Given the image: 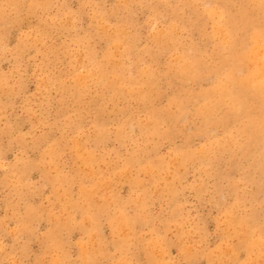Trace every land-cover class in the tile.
Returning <instances> with one entry per match:
<instances>
[{"label": "rangeland", "instance_id": "obj_1", "mask_svg": "<svg viewBox=\"0 0 264 264\" xmlns=\"http://www.w3.org/2000/svg\"><path fill=\"white\" fill-rule=\"evenodd\" d=\"M159 1L0 0V264H264V0Z\"/></svg>", "mask_w": 264, "mask_h": 264}, {"label": "bare ground", "instance_id": "obj_2", "mask_svg": "<svg viewBox=\"0 0 264 264\" xmlns=\"http://www.w3.org/2000/svg\"><path fill=\"white\" fill-rule=\"evenodd\" d=\"M10 1H11V0H10ZM39 1H40V0H39ZM140 1H141V0H140ZM157 1H158V0H157ZM160 1H162V0H160ZM160 1H159V2H160ZM164 1L167 2L166 0H164ZM171 1H172V0H171ZM182 1H183V0H182ZM184 1H185V0H184ZM213 1H214V0H213ZM216 1H217V0H216ZM216 1H215V2H216ZM229 1H230V0H229ZM238 1L240 2V0H238ZM36 2H37V1H36ZM172 2H173V1H172ZM217 2H220V0H218ZM226 2H227V0H226ZM239 2H238V3H239ZM258 2H259V0H258ZM48 3H49V2H48ZM157 3H158V2H157ZM160 3L162 4L163 2H160ZM169 3H170V1H169ZM169 3H168V4H169ZM195 3H196V2H195ZM227 3H228V2H227ZM235 3H236V2H235ZM261 3L264 4V1L261 2ZM46 4H47V3H46ZM140 4H141V3H140ZM164 4H165V3H164ZM166 4H167V3H166ZM166 4H165L164 6H166ZM180 4H181V3H180ZM191 4H192V3H191ZM217 4H218V3H217ZM229 4H230V3H229ZM240 4H242V0H241ZM258 4H260V2H259ZM44 5H45V4H44ZM47 5H48V4H47ZM142 5H143V4H142ZM188 5H189V3H188ZM195 5H196V4H195ZM230 5H231V4H230ZM261 5H262V4H260V6H261ZM157 6H158V5H157ZM181 6H182V5H181ZM198 6H199V5H197L196 7H198ZM207 6L209 7V5H207ZM210 6H211V5H210ZM212 6H213V5H212ZM220 6H221V5H220ZM260 6H259V7H260ZM168 7H169V6H168ZM171 7H173V6H171ZM171 7H170V8H171ZM177 7H179V6H177ZM177 7H176V8H177ZM189 7H190V6H189ZM201 7H202V6H201ZM201 7H200V8H201ZM205 7H206V6H205ZM214 7H215V6H214ZM223 7H224V6H223ZM223 7H222V8H223ZM227 7H228V6H227ZM232 7H233V6H232ZM235 7H236V6H235ZM237 7H238V6H237ZM239 7H240V5H239ZM250 7H256V6H250ZM263 7H264V5H263ZM263 7H262V8H263ZM6 8H7V7H6ZM158 8H159V7H158ZM185 8H186V7L184 6V9H185ZM190 8H191V7H190ZM193 8H194V7H193ZM241 8H242V7H241ZM241 8H240V9H241ZM171 9H172V8H171ZM188 9H189V8H188ZM230 9H231V7H230ZM232 9H234V8H232ZM245 9H246V7H245ZM252 9H253V8H252ZM257 9H258V8H257ZM18 10H19V9H18ZM36 10H37V9H36ZM119 10H120V9H119ZM174 10H176V9H174ZM182 10H183V9H182ZM182 10L180 9V13H181ZM194 10H195V9H194ZM206 10H207V8H206ZM209 10H210V9H209ZM235 10H236V8H235ZM254 10H256V9H254ZM260 10H261V7H260ZM172 11H173V10H172ZM189 11H190V9H189ZM198 11H199V10H198ZM201 11H202V10H201ZM203 11H204V7H203ZM211 11H212V10H211ZM222 11H223V9H222ZM240 11H242V10H240ZM243 11H245V13H246L247 11H248V12H251V11H249V10H247V11H246V10H243ZM256 11H257V10H256ZM263 11H264V10H263ZM195 12H196V11H195ZM212 12H213V11H212ZM214 12H215V11H214ZM214 12H213V13H214ZM217 12H218V11H217ZM217 12H216V14H217ZM252 12H253V11H252ZM258 12H259V11H258ZM197 13H198V12H197ZM213 13H212V14H213ZM221 13H222V12H221ZM234 13H235V12H234ZM237 13H238V12H237ZM254 13H255V12H254ZM254 13H253V14H254ZM172 14H173V13H172ZM172 14H171V15H172ZM185 14H186V12H185ZM185 14H184V15H185ZM204 14H205V13H203V15H204ZM224 14H225V13L220 14V16L222 15L223 17H226V16H224ZM241 14H243V16H245L244 13H241ZM253 14H252V13L250 14L251 17H252ZM256 14H257V13H256ZM262 14H264V12L261 13V16H260V14H259L258 16H259V17H262ZM36 15H37V14H36ZM173 15H174V14H173ZM173 15H172V17H173ZM176 15H177V14H176ZM196 15H197V14H196ZM196 15H195V17H196ZM205 15H206V14H205ZM214 15H215V13H214ZM217 15H218V14H217ZM231 15H232V14H231ZM38 16H39V15H38ZM179 16H180V15H179ZM179 16H178V17H179ZM198 16H199V15H198ZM200 16H201V15H200ZM200 16H199V17H200ZM208 16H209V15H208ZM239 16H240V14H239ZM239 16H238V17H239ZM254 16H256V15L254 14ZM254 16H253V17H254ZM175 17H177V16H175ZM192 17H193V16H192ZM204 17H205V16H204ZM215 17H216V16H215ZM235 17H236V16H235ZM241 17H242V15H241ZM0 18H1V17H0ZM96 18H97V17H96ZM187 18H188V17H187ZM210 18H211V17H210ZM219 18H222V17H218V18H217V19H218V22L221 20V19H219ZM236 18H237V17H236ZM236 18H234L233 20H235ZM202 19H203V18H202ZM259 19H260V18H259ZM102 20H103V19H102ZM105 20H106V19H105ZM176 20H177V18H176ZM179 20H180V19H179ZM195 20H196V19H195ZM212 20H213V19H212ZM231 20H232V19H231ZM231 20H230V21H231ZM245 20H246V19H245ZM245 20H244V21H245ZM257 20H258V19H257ZM180 21H181V20H180ZM182 21H184V20H182ZM186 21H187V19L185 20V22H186ZM249 21H250V20H249ZM258 21H259V20H258ZM263 21H264V20H263ZM177 22H178V21H177ZM214 22H216V20H214ZM218 22H217V23H218ZM233 22H234V21H233ZM255 22H256V21H255ZM170 23H171V22H170ZM172 23H174V22H172ZM175 23H176V22H175ZM181 23H182V22H181ZM186 23H187V22H186ZM211 23H212V22H211ZM217 23H215V24H217ZM241 23H243V20L241 21ZM249 23H250V22H249ZM249 23H247V24L249 25ZM259 23H261V21H260ZM182 24H183V23H182ZM221 24H222V23H221ZM231 24H233V23L231 22ZM236 24H237V23H236ZM243 24H244V23H243ZM252 24H253V23H252ZM256 24H257V22H256ZM256 24H255V26H256ZM175 25H176V24H175ZM177 25H179V22H178ZM210 25H212V24H210ZM218 25H219V26H218ZM218 25H217V26H218V28H219V27H220V24H218ZM239 25H240V24H239ZM244 25H245V24H244ZM244 25H242V26H244ZM248 25H246V26H248ZM170 26H172V25H170ZM173 26H174V24H173ZM214 26H215V25H213L212 27H214ZM217 26H215V27H217ZM233 26H234V25H233ZM240 26H241V25H240ZM240 26H238V27H240ZM119 27H120V26H119ZM179 27H181V26H179ZM179 27H178V28L176 27V29H174V30L181 29V28H179ZM188 27H189V26H188ZM196 27H197V25H196ZM212 27H211V28H212ZM215 27H214V28H215ZM221 27H222V26H221ZM244 27H245V26H244ZM257 27H258V26H257ZM257 27H255V30H256ZM263 27H264V26H263ZM127 28H128V27H127ZM168 28H169V26H168ZM170 28H171V27H170ZM197 28H198V27H197ZM218 28H217V30H218ZM222 28H223V27H222ZM222 28H219L218 31H219V32H222L223 34L226 33V32H225L226 29H225V30H222ZM240 28H242V27H240ZM118 29H119V28H118ZM120 29H121V28H120ZM120 29H119V30H120ZM183 29H184V28H183ZM186 29H187V28H186ZM215 29H216V28H215ZM245 29H246V28H245ZM247 29H250L249 26H248ZM119 30H118V31H119ZM121 30H124V29H121ZM171 30H172V28H171ZM217 30H213V31L215 32V31H217ZM220 30H222V31H220ZM251 30H253V29H251ZM116 31H117V30H116ZM124 31L126 32V30H124ZM124 31H123V33H125ZM165 31L167 32V30H164V32H165ZM168 31H169V30H168ZM194 31H196V30H194ZM199 31H200V30H199ZM223 31H224V32H223ZM237 31H238V30H237ZM239 31H240V30H239ZM246 31H247V30H246ZM257 31H258V30H257ZM112 32H113V31H112ZM120 32H122V31H120ZM159 32H160V31H159ZM164 32H163V35H161V37H164V40H165L166 43H167V40L165 39V36H166V35L164 36V34H165ZM174 32H175V31H174ZM174 32L172 31V33H174ZM180 32H181V30H179V33H180ZM235 32H236V31H235ZM244 32H245V31H244V29H243L242 33H244ZM248 32H249V31H248ZM248 32H247V33H248ZM128 33H129V32H128ZM167 33L169 34V32H167ZM181 33H182V32H181ZM194 33H196V32H194ZM215 33H216V32H215ZM217 33H218V32H217ZM247 33H246V35H247ZM252 33H253V31H252ZM257 33H258V32H257ZM262 33H263V32H262ZM262 33H261V34H262ZM116 34H117V33H116ZM116 34H115V35H116ZM157 34H158L157 36H159L161 33L159 34V33L157 32ZM175 34H176V33H175ZM177 34H178V32H177ZM212 34H213V33H212ZM235 34H237V33H235ZM248 34H249V33H248ZM108 35H109V34H108ZM115 35H114V36H115ZM118 35H119V34H118ZM127 35H128V34H127ZM127 35H126V36H127ZM178 35H179V34H178ZM221 35H222V34H221ZM224 35H225V34H224ZM238 35H239V34H238ZM238 35H237V36H238ZM263 35H264V34H262V36H263ZM131 36H132V35H131ZM154 36H155V35H154ZM216 36H218V35H216ZM225 36H226V35H225ZM232 36H233V35H232ZM242 36H243V35H242ZM112 37H113V36H112ZM116 37H117V35H116ZM159 37H160V36H159ZM178 37H179V36H178ZM208 37H209V36H208ZM211 37H212V36H211ZM214 37H215V35H214ZM219 37H220V33H219ZM219 37H218V39H219ZM222 37H224V36L222 35ZM222 37H220V38H222ZM248 37H249V36H248ZM123 38H124V37H123ZM166 38H168V37H166ZM170 38H171V37H169V39H170ZM205 38H206V36H205ZM227 38L229 39V37H227ZM124 39H125V38H124ZM124 39H123V40H124ZM159 39H160V38H159ZM159 39H158V40H159ZM162 39H163V38H161V40H160L161 42H160V43H163V44L165 45V43L163 42ZM214 39H215V38H213V40H214ZM237 39H238V38H237ZM263 39H264V38H263ZM80 40H81V39H80ZM128 40H130V39H128ZM128 40H127V41H128ZM151 40H152V39H151ZM155 40H156V38H155ZM172 40H173V37H172ZM172 40H171V41L169 40V41L172 42ZM206 40H207V39H206ZM220 40H221V39H220ZM239 40H240V38H239ZM246 40L248 41V38H247ZM261 40H262V39H261ZM110 41H111V40H110ZM117 41H120V39L117 40ZM207 41H208V40H207ZM215 41H216V40H215ZM218 41H219V40H218ZM221 41H222V40H221ZM223 41H224V40H223ZM247 41H246V42H247ZM263 41H264V40H263ZM173 42H175V40H174ZM173 42H172V43H173ZM235 42H236V41H235ZM237 42H238V40H237ZM246 42H245V43H246ZM110 43H111V42H110ZM110 43H109V44H110ZM172 43H171V44H172ZM186 43H187V42H186ZM215 43H216V42H215ZM220 43H221V42H220ZM229 43H230V42H229ZM238 43H239V42H238ZM125 44H128V43H125ZM168 44L170 45V43H168ZM176 44H177V43H176ZM176 44H174V45H176ZM178 44H179V43H178ZM208 44H209V43H208ZM221 44H224V43H221ZM110 45H111V44H110ZM110 45H109V46H110ZM129 45H131L130 42H129ZM157 45H158V44H157ZM179 45H180V44H179ZM206 45H207V44H206ZM210 45H211V44H210ZM228 45H229V44H228ZM251 45H253V44H251ZM113 46H114V45H113ZM166 46H167V45H166ZM166 46H165V47H166ZM181 46H182V45H181ZM193 46H194V45H193ZM222 46H223V45H222ZM124 47H125V46H124ZM129 47H130V46H129ZM169 47H170V46H169ZM169 47H167V48H169ZM172 47H173V45H172ZM218 47H220L219 44H218ZM227 47H228V46H227ZM250 47H251V46H250ZM250 47H249V49H250ZM173 48H176V47L174 46ZM207 48H208V47H207ZM222 48H223V47H222ZM231 48H232V47H231ZM243 48H244V46H243ZM243 48H242V49H243ZM255 48H256V47H255ZM89 49H90V48H89ZM131 49H132V47H131ZM164 49H165V48H164ZM170 49H171V48H170ZM177 49H179V48H177ZM177 49H176V50H177ZM245 49H246V48H245ZM117 50H118V49H117ZM132 50H133V49H132ZM179 50H180V49H179ZM210 50H212V49H210ZM219 50H220V49H219ZM226 50H227V49H226ZM243 50H244V49H243ZM246 50H248V49H246ZM254 50H255V49H254ZM83 51H84V50H83ZM88 51H89V50H88ZM171 51H172V50H171ZM171 51H170V54H171ZM186 51H187V50H186ZM188 51H189V50H188ZM188 51H187V52H188ZM220 51H222V50H220ZM223 51H224V50H223ZM229 51H230V50H229ZM237 51H238V50H237ZM68 52H69V51H68ZM90 52H91V51H90ZM118 52L120 53V50H119ZM224 52H226V51H224ZM231 52H232V50H231ZM240 52L242 53V51H240ZM110 53H111V52H110ZM119 53H117V54H119ZM172 53H173V52H172ZM174 53H175V52H174ZM174 53H173V54H174ZM176 53H177V52H176ZM219 53H220V52H219ZM227 53H228V52H227ZM229 53H230V52H229ZM238 53H239V52H238ZM247 53H248V52H247ZM247 53H246V54H247ZM125 54H127V53H126V50H125ZM142 54H143V53H142ZM170 54H168V55H170ZM183 54H184V53H183ZM185 54H187V53H185ZM204 54H205V53H204ZM223 54H224V53H223ZM239 54H240V53H239ZM119 55H120V54H119ZM176 55H177V54H176ZM233 55H235V54H233ZM107 56H108V55H107ZM120 56H121V55H120ZM180 56H181V55H180ZM200 56H201V55H200ZM209 56H210V55H209ZM235 56H237V55H235ZM244 56H245V55H244ZM259 56H260V55H259ZM237 57H238V56H237ZM254 57H255V56H254ZM71 58H72V57H71ZM104 58L106 59L107 57H103V59H102L103 61H104ZM108 58H109V57H108ZM116 58H117V57H116ZM121 58H122V57H120V58L118 57L119 62H120ZM182 58H184V57H182ZM201 58H203V57H201ZM206 58H207V57H206ZM218 58H220V55H219ZM245 58H246V57H245ZM249 58H250V57H249ZM255 58H256V57H255ZM255 58H254V59H255ZM75 59H76V58H75ZM168 59H169V58H168ZM170 59H171V58H170ZM176 59H177V58H176ZM240 59H241V58H240ZM71 60H73V59H71ZM92 60H93V59H92ZM95 60H96V59H95ZM185 60H186V58H185ZM189 60H191V59H189ZM207 60H208V59H206V61H207ZM214 60H215V59H214ZM222 60L224 61L223 58H222ZM230 60L232 61V59H230ZM234 60H235V59H234ZM238 60H239V59H238ZM250 60H252V59H250ZM93 61H94V60H93ZM107 61H108V60H107ZM180 61H181V60H180ZM192 61H193V60H192ZM245 61H246V60H245ZM247 61H249V60H247ZM260 61H261V59H260ZM108 62H110V61H108ZM116 62H117V60H116ZM169 62H171V61H169ZM178 62H179V61H178ZM178 62H177V63H178ZM182 62H183V59H182ZM199 62H200V61H199ZM199 62H198V63H199ZM209 62H210V61H209ZM242 62H243V61H242ZM254 62H255V61H254ZM256 62H258V61H256ZM256 62H255V63H256ZM106 63H107V62H106ZM122 63H123V62H122ZM122 63H121V65H125V63H124V64H122ZM233 63H234V61H233ZM233 63H232V64H233ZM245 63H246V62H245ZM247 63H249V62H247ZM247 63H246V64H247ZM252 63H253V62H252ZM95 64H96V63H95ZM168 64H169V63H168ZM180 64H181V62L178 63L177 66L180 65ZM193 64H194V63H193ZM193 64H192V65H193ZM200 64H201V63H200ZM235 64H236V63H235ZM257 64H258V63H257ZM93 65H94V64H93ZM106 65H108V64H106ZM114 65H115V64H114ZM139 65H140V64H139ZM165 65H166V64H165ZM173 65H175V64H173ZM183 65H184V64H183ZM183 65H182V66H183ZM205 65H207V64H205ZM221 65H222V64H221ZM251 65H252V64H251ZM94 66H95V65H94ZM96 66H97V68H99V67H98V64H97ZM108 66H109V65H108ZM119 66H120V63H119ZM175 66H176V65H175ZM193 66H195V65H193ZM236 66H237V65H236ZM236 66H235V67H236ZM240 66H242V65H240ZM247 66H248V64H247L245 67H247ZM255 66H256V65H255ZM91 67H92V66H91ZM104 67H105V66H103V68H104ZM168 67H169V66H168ZM178 67L180 68L181 66H178ZM189 67H190V66H189ZM237 67H238V66H237ZM248 67H249V66H248ZM84 68H85V67H84ZM92 68H93V67H92ZM95 68H96V67H95ZM172 68H173V67H172ZM183 68H185V66H184ZM238 68H239V67H238ZM263 68H264V63H263ZM229 69H230V68H229ZM229 69H228V70H229ZM242 69H243V68H242ZM251 69H252V68H251ZM254 69H255V67H254ZM256 69H257V67H256ZM102 70L104 71L105 69H102ZM118 70H119V69H118ZM120 70H121V69H120ZM171 70H172V69H171ZM174 70H175V68H174ZM184 70H185V69H184ZM188 70H189V69H188ZM188 70H187V71H188ZM190 70H191V69H190ZM197 70H198V69H197ZM236 70H237V69H236ZM258 70H259V69H258ZM260 70H261V69H260ZM91 71H92V70H91ZM96 71H98V70H96ZM138 71H139V70H138ZM140 71H141V70H140ZM144 71H145V70H144ZM162 71H163V70H162ZM176 71H177V70H176ZM204 71H205V70H204ZM250 71H251V70H250ZM250 71H249V72H250ZM78 72H79V71H78ZM159 72H160V71H159ZM168 72H169V70H168ZM172 72H173V71H172ZM180 72H181V71H180ZM184 72H186V71H184ZM244 72H245V70H244ZM247 72H248V71H247ZM87 73H88V72H87ZM87 73H86V74H87ZM140 73H142V71H141ZM148 73H149V72H148ZM211 73H213L212 70H211ZM229 73H230V71H229ZM233 73H234V72H233ZM241 73H242V72H241ZM79 74H80V73H79ZM106 74H107V73H106ZM115 74H117V73H115ZM186 74H187V72H186ZM186 74H185L184 76H186ZM213 74H214V73H213ZM213 74H212V75H213ZM244 74H245V73H244ZM244 74H243V75H244ZM74 75H75V74H74ZM91 75H92V74H91ZM126 75H127V73H126ZM144 75H145V74H144ZM150 75H151V74H150ZM175 75H176V74H175ZM180 75H181V74H179L178 76H180ZM188 75H189V74H188ZM205 75H206V74H205ZM215 75H216V73H215ZM226 75H227V74H226ZM108 76H109V75H108ZM181 76H182V75H181ZM218 76H219V75H218ZM233 76H234V75H233ZM100 77H101V76H100ZM104 77H105V76H104ZM143 77H144V76H143ZM148 77H149V76H148ZM186 77H188V76H186ZM237 77H238V76H237ZM242 77H243V76H242ZM73 78H74V77H73ZM151 78H152V77H151ZM182 78H183V77H182ZM217 78H218V77H217ZM220 78H221V77H220ZM226 78H227V77H226ZM240 78H241V77H240ZM255 78H256V80H255ZM89 79H91V78H89ZM105 79H106V81H107V77H106ZM162 79H163V78H162ZM185 79H186V78H185ZM208 79H209V78H208ZM230 79H231L233 82H235V81L232 79V77H231ZM79 80H80V79H79ZM113 80H114V78H113ZM130 80H131V79H130ZM132 80H133V79H132ZM138 80H140V79H138ZM147 80H148V79H147ZM152 80H153V79H152ZM198 80H199V79H198ZM212 80H213V79H212ZM239 80H240V79H239ZM242 80H243V79H242ZM74 81H75V78H74ZM80 81H81V80H80ZM91 81H93V79H92ZM120 81H121V79H120ZM126 81H127V80H126ZM134 81H135V80H134ZM195 81H196V80H195ZM214 81H215V80H214ZM63 82H64V81H63ZM98 82H99V81H98ZM111 82H112V81H111ZM137 82H138V81H136V84H137ZM151 82H152V81H151ZM187 82H188V80H187ZM191 82H192V81H191ZM229 82H231V81L229 80ZM78 83H79V82H78ZM78 83L76 82L77 85H78ZM94 83H95V82H94ZM100 83H101V82H100ZM132 83H133V82H132ZM146 83L148 84L149 82H146ZM146 83H144V85H145ZM184 83H185V81H184ZM245 83H246L248 86L256 87V89H254V90H258V91L260 92V94H261V93L264 94V71H263V72L261 71V73H260L259 71H258V72H254V73H253V76H252V78H251V80L246 79ZM102 84H104V83H102ZM110 84L112 85V83H110ZM120 84H121V83H120ZM124 84H127V83H124ZM140 84H141V83H140ZM194 84H195V83H194ZM200 84H201V83H200ZM200 84H199V85H200ZM208 84H209V83H208ZM225 84H226V83H225ZM71 85H72V84H71ZM92 85H93V84H92ZM111 85H110V86H111ZM180 85H181V84H180ZM201 85H202V84H201ZM229 85H230V84H229ZM74 86H75V83H74ZM108 86H109V84H108ZM110 86H109V87H110ZM186 86H187V85H186ZM219 86H220V84H219ZM234 86H235V85H233V87H234ZM244 86H245V85H244ZM67 87H68V86H67ZM71 87H73V86H71ZM86 87H87V86H86ZM96 87H98V86H96ZM99 87H100V86H99ZM109 87H108V88H109ZM120 87H121V85H120ZM122 87H124V85H123ZM127 87H128V86H127ZM140 87H141V85H140ZM177 87H178V86H177ZM181 87H182V86H181ZM193 87H194V86H193ZM231 87H232V86H231ZM74 88H75V87H74ZM115 88H116V87H115ZM190 88H191V87H190ZM199 88H200V87H199ZM201 88H202V87H201ZM204 88H205V87H204ZM207 88H208V87H207ZM219 88H220V87H219ZM103 89H104V88H103ZM103 89H102V90H103ZM121 89H122V88H121ZM193 89H194V88H193ZM231 89H232V88H231ZM239 89H240V88H239ZM242 89H243V88H242ZM242 89H241V90H242ZM244 89H245V87H244ZM244 89H243V90H244ZM105 90H107V88H105ZM105 90H104V91H105ZM110 90H112V88H111ZM114 90H115V89H114ZM174 90H175V89H174ZM176 90H177V89H176ZM189 90H191V89H189ZM204 90H205V89H204ZM226 90H227V89H226ZM229 90H230V88H229ZM232 90H233V89H232ZM67 91H68V90H67ZM214 91H215V90H214ZM217 91H218V90H217ZM238 91H239V93H242L240 90H238ZM75 92H76V91H74V93H75ZM105 92H107V91H105ZM108 92H109V91H108ZM110 92H111V91H110ZM201 92H202V91H201ZM207 92H208V91H207ZM215 92H216V91H215ZM219 92H220V90H219ZM226 92H227V91H226ZM226 92H225V93H226ZM74 93H73V94H74ZM191 93H192V92H191ZM217 93H218V92H217ZM254 93H256V92L254 91ZM71 94H72V93H71ZM105 94H107V93H105ZM117 94H118V93H117ZM175 94H176V93H175ZM185 94H186V93H185ZM220 94H221V92H220ZM222 94H223V93H222ZM226 94H227V93H226ZM242 94H243V93H242ZM251 94H252V93H251ZM256 94H257V93H256ZM263 94H262V95H263ZM85 95H86V94H85ZM111 95H112V94H111ZM132 95H133V94H132ZM132 95H130V97H131ZM177 95H178V94H177ZM181 95H182V94H181ZM201 95H202V94H201ZM205 95H207V94H205ZM232 95H233V93L231 94V97H232ZM234 95H235V94H234ZM234 95H233V96H234ZM236 95H237V94H236ZM239 95L241 96V94H239ZM244 95H245V94H244ZM244 95H243V96H244ZM187 96H188V95H187ZM192 96H193V94H192ZM223 96H224V95H223ZM240 96H238V98H239ZM252 96H253V95H252ZM254 96H255V95H254ZM77 97H79V96H77ZM103 97H104V96H103ZM105 97H106V96H105ZM105 97H104V98H105ZM199 97H200V96H199ZM215 97H216V96H215ZM220 97H222V96H220ZM220 97H218V100H219ZM258 97H259V96L255 97L254 99H256V98H258ZM261 97H263V96H261ZM261 97H259V98H261ZM138 98H139V97H138ZM176 98H177V97H176ZM184 98H185V97H184ZM191 98H192V97H191ZM197 98H198V97H197ZM202 98H203V97H202ZM210 98H211V97H210ZM210 98H209V99H210ZM235 98H236V97H235ZM241 98H242V97H241ZM241 98H239L238 100H241ZM246 98H247V95H246ZM121 99H122V98H121ZM133 99H134V98H133ZM198 99H199V98H198ZM224 99H227V96H226V98H225V96H224ZM224 99H222V100L224 101ZM228 99H229V98H228ZM263 99H264V97L262 98V100H263ZM195 100H196V99H195ZM214 100H216V98H214ZM246 100H247V99H246ZM258 100H259V99H258ZM83 101H84V100H83ZM121 101H122V100H121ZM205 101H206V100H205ZM243 101H244V100H243ZM104 102H106V101H104ZM118 102H119V101H118ZM245 102H246V101H245ZM247 102H248V101H247ZM251 102H252V101H251ZM75 103H76V102H75ZM224 103H225V101H224ZM234 103H235V102H234ZM234 103H233V104H234ZM259 103H260V102H259ZM63 104H64V103H63ZM123 104H124V103H123ZM240 104H241V103H240ZM257 104H258V102H257ZM263 104H264V103H263ZM78 105H80V104H78ZM78 105H77V106H78ZM82 105H85V104H82ZM139 105H140V104H139ZM189 105H190V103H189ZM209 105H211V104H209ZM213 105H215V104H213ZM227 105H228V104H227ZM227 105H225V106H227ZM231 105H232V104H231ZM237 105H238V107H239V102L237 103ZM253 105L255 106V103H254V102H253ZM187 106H188V105H187ZM199 106H200V105H199ZM204 106H205V105H204ZM218 106H219V105H218ZM223 106H224V105H223ZM228 106H229V105H228ZM235 106H236V104H235ZM128 107H129V106H128ZM184 107H185V106H184ZM212 107H213V106H212ZM233 107H234V106H232V108H233ZM244 107H245V106L242 105L241 108L243 109ZM249 107H251V106H249ZM198 108H199V107H198ZM204 108H206L207 111L209 110V109H207V107H204ZM232 108H231V109H232ZM239 108H240V107H239ZM254 108H255V107H254ZM256 108H257V107H256ZM235 109H236V107H235ZM235 109H234V110H235ZM245 109H246V108H245ZM250 109H252V107H251ZM257 109H258V108H257ZM257 109H256V112H257ZM200 110H201V109H200ZM206 110H205V111H206ZM252 110H253V109H252ZM104 111H105V110H104ZM192 111H194V110H192ZM198 111H199V110H198ZM211 111H212V110H211ZM211 111H210V112H211ZM223 111H224V109H223ZM229 111H230V110H229ZM245 111H246V110H245ZM248 111H249V109H248ZM262 111H264V109H263ZM117 112H118V111H117ZM194 112H195V111H194ZM221 112H222V111H221ZM224 112H225V111H224ZM224 112H223V113H224ZM240 112H241V111H240ZM242 112L245 113V112H244V109L242 110ZM100 113H101V112H100ZM225 113H226V112H225ZM229 113H230V112H229ZM243 113H242V114H243ZM258 113H260V112H258ZM258 113H257V114H258ZM125 114H126V113H125ZM204 114H205V113H204ZM208 114H209V113H208ZM221 114H222V113H221ZM245 114H246V113H245ZM249 114H250V113H249ZM100 115H101V114H100ZM197 115H198V114H196V117H197ZM206 115H207V114H206ZM212 115H213V114H212ZM223 115H224V114H223ZM230 115L232 116L231 113H230ZM234 115H235V114H234ZM237 115H238V114H237ZM240 115H241V114H239V115H238L239 117L237 116V118H239V119L241 120V118L243 119V117L240 118ZM62 116H63V115H62ZM176 116H177V115H176ZM192 116H193V115H192ZM203 116H204V115H203ZM203 116H201V117H203ZM216 116H217V114H216ZM218 116H219V115H218ZM224 116H225V115H224ZM242 116H244V115H242ZM261 116H262V115H261ZM145 117H146V116H145ZM158 117H159V116H158ZM201 117H200V118H201ZM227 117H229V114L227 115ZM234 117H235V116H234ZM245 117H246V116H245ZM62 118H63V117H62ZM68 118H69V117H68ZM87 118H88V117H87ZM194 118H195V117H194ZM198 118H199V117H198ZM207 118H208V117H207ZM207 118H205V119H207ZM237 118H236V121L238 120ZM247 118H248V117H247ZM257 118H258V117H257ZM262 118H264V117H262ZM134 119H135V118H134ZM195 119H196V118H195ZM203 119H204V118H203ZM212 119H213V118H212ZM215 119H216V118H215ZM222 119H223V118H222ZM227 119H229V118H227ZM234 119H235V118H233L232 120H234ZM248 119H249V118H248ZM254 119H255V118H254ZM254 119H253V120H254ZM260 119H261V117H260ZM143 120H144V119H143ZM143 120H142V121H143ZM223 120H224V119H223ZM223 120H222V122H223ZM246 120H247V119H246ZM250 120H251V119H250ZM83 121H84V119H83ZM208 121H210V120H208ZM211 121H212V120H211ZM213 121H214V120H213ZM229 121H230V120H229ZM238 121H239V120H238ZM238 121H237V122H238ZM247 121H248V120H247ZM256 121H258V119H257ZM259 121H260V120H259ZM159 122H160V121H159ZM220 122H221V121H220ZM226 122H227V121H226ZM226 122H225V123H226ZM230 122H231V121H230ZM239 122H240V121H239ZM239 122H238V123H239ZM243 122H244V121H243ZM248 122H249V121H248ZM248 122H247V123H248ZM253 122H254V121H253ZM262 122H263V120L261 121V123H262ZM172 123H173V121H172ZM223 123H224V122H223ZM231 123H232V122H231ZM257 123H259V122H257ZM261 123H260V124H261ZM263 123H264V122H263ZM101 124H102V123H101ZM233 124H237V123H233ZM249 124H251V123H249ZM253 124H254V123H253ZM255 124H256V122H255ZM148 125H150V124H148ZM177 125H178V124H177ZM246 125H247V124H246ZM257 125H258V124H257ZM70 126H71V125H70ZM77 126H78V125H77ZM79 126H80V125H79ZM94 126H95V125H94ZM120 126H122V125H120ZM208 126H210V125H208ZM236 126H237V125H236ZM239 126H240V125H239ZM242 126H243V125H242ZM248 126H249V125H248ZM260 126H261V125H260ZM166 127H167V126H166ZM176 127H177V126H176ZM197 127H198V126H197ZM216 127H217V126H216ZM219 127H221V126L219 125ZM219 127H218V128H219ZM254 127H255V126H254ZM96 128H98V127H96ZM119 128H120V127H119ZM123 128H124V127H123ZM123 128H122V129H123ZM235 128H237V127H235ZM263 128H264V127H263ZM263 128H260V127H259V130H260V129H263ZM177 129H178V128H177ZM179 129H181V128H179ZM212 129H213V127H212ZM215 129H217V128H215ZM229 129H230V128H229ZM242 129H246V131H247V130H249V131L251 130V129L248 128L247 126H245V128H242ZM254 129H256V128H254ZM96 130H97V129H96ZM119 130H120V129H119ZM124 130H126V129H124ZM124 130H123V131H124ZM155 130H156V129H155ZM221 130H222V129H221ZM230 130H231V129H230ZM230 130H229V131H230ZM257 130H258V129H256V133H258ZM237 131H239V130H237ZM244 131H245V130H244ZM244 131H243V132H244ZM97 132H98V131H97ZM146 132H147V131H146ZM152 132H153V131H152ZM152 132H151V134H152ZM194 132H195V131H194ZM217 132H220V131H217ZM232 132H233V131H232ZM131 133H132V132H131ZM142 133H143V132H142ZM160 133H161V132H160ZM164 133H165V132H164ZM213 133H214V132H213ZM251 133H252V132H251ZM260 133H261V132H260ZM96 134H97V133H96ZM155 134H156V133H155ZM216 134H217V133H216ZM233 134H234V133H233ZM241 134H242V133H241ZM258 134H259V133H258ZM262 134H263V130H262ZM147 135H148V134H147ZM230 135H231V133H230ZM230 135H228V136H230ZM238 135H239V134H238ZM252 135H253V134H252ZM260 135H261V134H260ZM157 136H158V134H157ZM159 136H160V135H159ZM262 136H263V135H262ZM93 137H94V136H93ZM102 137H103V136H102ZM243 137H244V136H243ZM246 137H247V136H246ZM95 138H98L97 135H96ZM145 138H146V137H145ZM170 138H171V137H170ZM216 138H217V137H216ZM230 138H231V137H230ZM234 138H235V137H234ZM239 138H240V137H239ZM253 138H254V137H253ZM147 139H148V137H147ZM149 139H150V138H149ZM153 139H155V138H153ZM153 139H152V140H153ZM162 139H163V137H162ZM219 139H220V138H219ZM219 139H218V140H219ZM221 139H222V138H221ZM224 139H225V138H224ZM242 139H245V138H242ZM254 139H256V138H254ZM257 139L259 140V138H257ZM257 139H256V140H257ZM226 140H227V139H226ZM237 140H238V139H237ZM237 140H236V141H237ZM245 140H247V139H245ZM248 140H249V138H248ZM147 141H148V140H147ZM149 141H150V140H149ZM159 141H161V140H159ZM221 141H222V140H221ZM234 141H235V140H234ZM251 141H252V140H251ZM253 141H254V140H253ZM150 142H152V141H150ZM154 142H155V140H154ZM154 142H153V143H154ZM229 142H230V141H229ZM238 142H239V140H238ZM245 142H246V141H245ZM254 142H255V141H254ZM262 142H263V141H262ZM139 143H140V142H139ZM148 143H149V142H148ZM215 143H216V142H215ZM220 143H221V142H220ZM231 143H233V142H231ZM231 143H230V144H231ZM243 143H244V141L242 142V144H243ZM255 143H256V142H255ZM258 143H259V142H258ZM204 144H205V143H204ZM208 144H210V143H208ZM217 144H218V141H217ZM217 144H215V145H217ZM221 144H223V141H222ZM227 144H228V143H227ZM230 144H229V145H230ZM145 145H146V144H145ZM149 145H150V144H149ZM206 145H207V144H206ZM212 145H213V144H212ZM212 145H211V146H212ZM235 145H236V144H234V146H235ZM239 145H240V143H239ZM243 145H244V144H243ZM246 145H247V147H248V144H246ZM255 145H256V144H254V146H255ZM76 146H77V145H76ZM203 146H204V145H203ZM211 146H209V149H210ZM224 146H225V145H224ZM234 146H233V147H234ZM240 146H241V145H240ZM258 146H260V145H258ZM262 146H263V145H262ZM77 147H78V146H77ZM157 147H158V146H157ZM205 147H207V146H205ZM213 147H214V146H213ZM220 147H221V146H219V149H220ZM226 147L228 148V145H226ZM231 147H232V146H231ZM236 147H237V145H236ZM238 147H239V146H238ZM238 147H237V148H238ZM251 147H252V146H251ZM57 148H58V147H57ZM148 148H149V147H148ZM222 148H223V147H222ZM241 148H242V147H241ZM241 148H240V149H241ZM245 148H246V146H245ZM245 148H244V149H245ZM49 149H50V148H49ZM181 149H183V148H181ZM223 149H224V148H223ZM228 149H229V148H228ZM233 149H234V148H233ZM233 149H232V150H233ZM254 149H255V148H254ZM254 149H253V150H254ZM185 150H186V149H185ZM220 150H221V149H220ZM226 150H227V149H226ZM226 150H225V151H226ZM232 150H231V151H232ZM238 150H239V149H238ZM247 150H248V149H247ZM253 150H251V152H252ZM85 151H86V150H85ZM182 151H183V150H182ZM204 151H205V150H204ZM204 151H203V152H204ZM223 151H224V150H223ZM227 151H228V150H227ZM229 151H230V150H229ZM244 151H245V150H244ZM50 152H51V151H50ZM172 152H173V151H172ZM216 152H217V151H216ZM234 152H235V150H234ZM240 152H241V151H240ZM240 152H239V154H240ZM259 152H260V151H259ZM206 153H207V150H206ZM219 153H220V152H219ZM241 153H242V152H241ZM52 154H53V153H52ZM90 154H91V153H89V155H90ZM178 154H179V153H178ZM47 155H48V154H47ZM143 155H144V154H143ZM197 155H198V154H197ZM209 155H211V154H209ZM209 155H208V156H209ZM48 156H49V155H48ZM86 156H87V153H86ZM181 156H182V155H181ZM193 157H195V155H194ZM209 157H210V156H209ZM81 158H82V157H81ZM165 158H166V157H165ZM181 158H182V157H181ZM181 158H180V159H181ZM191 158H192V156H191ZM203 158H204V157H203ZM206 158H207V157H206ZM235 158H237V157H235ZM96 159H97V158H96ZM204 159H205V158H204ZM244 159H245V158H244ZM79 160H80V159H79ZM92 160H93V159H92ZM185 160H186V159H185ZM236 160H237V159H236ZM176 161H177V160H176ZM178 161H179V160H178ZM180 161H181V160H180ZM182 161H183V159H182ZM204 161H205V160H204ZM249 161H250V160H249ZM53 162H54V161H53ZM53 162H52V163H53ZM92 162L94 163L95 161H92ZM150 162H151V161H150ZM207 162H208V161H207ZM177 163H180V162H177ZM204 163H206V162H204ZM86 164H87V159H86ZM88 164H89V163H88ZM88 164H87V166L91 165L92 163L89 164V165H88ZM174 164H175V163H174ZM83 165H85V163H84ZM99 165H100V164H99ZM182 165H183V164H182ZM184 165H185V164H184ZM85 166H86V165H85ZM163 166H164V165H163ZM170 166H171V165H170ZM187 166H188V165H187ZM183 167H184V166H183ZM233 167H234V166H233ZM244 167H245V166H244ZM85 168H86V167H85ZM99 168H100V167H99ZM103 168H104V167H103ZM181 168H182V167H181ZM166 170H168V169H166ZM86 171H87V169H86ZM154 171H155V170H154ZM198 171H199V170H198ZM84 172H85V171H84ZM176 172H177V171H176ZM94 173H95V172H94ZM156 173H157V172H156ZM161 173H162V172H161ZM43 174H44V173H43ZM148 174H149V173H148ZM159 174H160V173H159ZM44 175H45V174H44ZM89 175H90V174H89ZM163 175H164V173H163ZM165 175H166V174H165ZM174 176H175V175H174ZM169 177H170V176H169ZM172 177H173V176H172ZM165 178H166V177H165ZM173 178H174V177H173ZM173 178H172V180H173ZM177 178H178V177H177ZM93 179H94V178H93ZM54 180H55V179H54ZM130 180H131V179H130ZM66 181H67V180H66ZM66 181H63V182H64V185H65V182H66ZM126 181H127V180H126ZM63 182H62V183H63ZM261 182H262V181H261ZM169 183H170V182H169ZM263 183H264V182H263ZM66 184H67V183H66ZM172 184H173V183H172ZM135 185H136V184H135ZM95 186H96V185H95ZM173 186H174V185H173ZM63 188H64V187H63ZM106 189L108 190V188H106ZM101 190H102V189H101ZM169 190H170V189H169ZM60 193H61V192H60ZM98 193H99V192H98ZM108 193H109V192H108ZM171 193H172V192H171ZM171 193H170V194H171ZM235 193H236V192H235ZM243 193H244V192H243ZM80 194H81V193H80ZM166 194H167V193H166ZM88 195H89V194H88ZM106 195H107V194H106ZM152 195H153V194H152ZM159 195H160V194H159ZM173 195H174V194H173ZM82 196H83V195H82ZM87 197H88V196H87ZM255 197H256V196H255ZM81 198H82V197H81ZM169 198H170V197H169ZM172 199H173V198H172ZM233 199H234V198H233ZM83 200H84V199H83ZM242 202H243V201H242ZM65 203H66V202H65ZM130 203H131V202H130ZM236 203H237V201H236ZM232 204H233V203H232ZM78 205H79V204H78ZM91 205H92V204H91ZM91 205H90V206H91ZM85 206H86V205H85ZM140 207H141V206H140ZM74 208H75V207H74ZM92 208H93V207H92ZM77 209H78V208H77ZM94 209H95V208H94ZM104 209H105V208H104ZM95 210H96V209H95ZM101 210H102V209H101ZM109 210H110V209H109ZM122 210H123V209H122ZM122 210H121V211H122ZM238 210H239V208H238ZM102 211H103V210H102ZM136 211H137V210H136ZM229 211H230V210H229ZM236 211H237V210H236ZM95 212H96V211H95ZM78 213H80V212H78ZM238 213H239V212H238ZM247 214H248V213H247ZM238 215H239V214H238ZM238 215H236V216H238ZM227 216H228V215H227ZM231 217H232V214H231ZM170 218H171V217H170ZM173 218H174V217H173ZM245 219H246V218H245ZM128 220H129V219H128ZM134 220H135V219H134ZM174 220H175V219H174ZM238 220H239V219H238ZM243 220H244V219H243ZM172 221H173V220H172ZM236 221H237V220H236ZM247 221H248V220H247ZM165 222H166V221H165ZM241 222H242V221H241ZM248 222H249V221H248ZM246 223H247V222H246ZM249 223H250V222H249ZM74 224H75V223H74ZM128 224H129V223H128ZM222 224H223V223H222ZM241 224H242V223H241ZM247 224H248V223H247ZM163 225H164V223H163ZM235 225H236V224H235ZM88 226H89V224H88ZM135 226H136V225H135ZM164 226H165V225H164ZM243 226H244V225H243ZM243 226L241 227V229L243 228ZM247 226H248V225H247ZM249 227H250V226H249ZM128 228H129V226H128ZM245 228H246V227H245ZM165 229H167V228H165ZM255 229H256V228H255ZM237 230H239V229H237ZM250 230H251V229H250ZM152 231H153V230H152ZM233 231H234V230H233ZM241 232H242V231H241ZM252 232H253V230H252ZM246 233H247V232H246ZM262 233H263V232H262ZM57 234H58V233H57ZM226 234H227V233H226ZM236 234H237V233H236ZM243 234H244V232H243ZM253 235H254V234H253ZM259 235H260V234H259ZM261 235H262V234H261ZM134 236H135V234H134ZM247 236H248V235H247ZM250 236H251V235H250ZM257 236H258V235H257ZM93 237H94V236H93ZM245 237H246V236H245ZM258 237H260V236H258ZM135 238H136V236H135ZM137 238H138V237H137ZM156 238H157V237H156ZM122 239H123V238H122ZM126 239H127V238H126ZM246 239H247V238H246ZM248 240H249V238H248ZM244 241H245V240H244ZM122 242H123V241H122ZM128 242H129V241H128ZM158 242H159V241H158ZM115 243H116V241H115ZM154 243H157V242H154ZM242 243H243V241H242ZM246 243H247V242H246ZM126 244H127V242H126ZM120 245H121V243H120ZM154 245H155V244H154ZM238 245H239V244H238ZM116 246H118V243H117ZM121 246H122V245H121ZM123 246H124V244H123ZM123 246H122V248H123ZM252 246H253V245H252ZM222 247H223V246H222ZM234 247H235V246H234ZM240 247H241V246H240ZM122 248H121V249H122ZM125 248H126V246H125ZM125 248H124V249H125ZM249 248H250V246H249ZM249 248H248V249H249ZM234 249H236V248H234ZM239 249H240V248H239ZM243 249H244V247H243ZM254 249H255V248H254ZM93 250H94V249H93ZM127 250H128V249H127ZM127 250H126V251H127ZM219 250H220V249H219ZM221 250H222V249H221ZM221 250H220V252H221ZM229 250H230V249H229ZM88 251H89V248H88ZM116 251H117V250H116ZM118 251H119V249H118ZM120 251H121V250H120ZM120 251H119V254H120ZM126 251H125V252H126ZM253 251H254V250H253ZM104 252H105V251H104ZM123 252H124V251H123ZM220 252H219V253H220ZM250 252H252V251H250ZM117 253H118V252H117ZM161 253H162V252H161ZM161 253H160V255H161ZM164 254H165V253H164ZM225 254H226V253H225ZM93 255H94V254H93ZM125 255H126V254H125ZM211 255H212V254H211ZM211 255H210V256H211ZM218 255H219V254H218ZM238 256H239V255H238ZM251 256H252V255H251ZM150 257H151V256H150ZM211 257H212V256H211ZM262 257H263V256H262ZM151 258H153V257H151ZM157 258H158V257H157ZM212 258H213V257H212ZM216 258H218V257L216 256ZM222 258H223V257H222ZM64 259H65V258H64ZM248 259H249V258H248ZM237 260H238V259H237ZM122 261H123V260H122ZM148 261H149V260H148ZM152 261H153V260H151V262H152ZM159 261H160V258H159ZM233 261H234V260H233ZM124 262H126V261H124ZM151 262H150V263H151ZM214 262H215V261H214ZM230 262H231V261H230ZM246 262H248V261H246ZM86 263H87V262H86ZM220 263H221V262H220ZM236 263H237V262H236ZM236 263H235V264H236ZM129 264H130V263H129ZM147 264H148V263H147ZM218 264H219V263H218Z\"/></svg>", "mask_w": 264, "mask_h": 264}]
</instances>
